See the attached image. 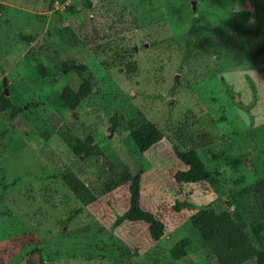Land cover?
<instances>
[{
	"label": "rangeland",
	"instance_id": "1",
	"mask_svg": "<svg viewBox=\"0 0 264 264\" xmlns=\"http://www.w3.org/2000/svg\"><path fill=\"white\" fill-rule=\"evenodd\" d=\"M87 2L0 0V91L26 107L13 123L0 111V259L151 264L148 251L168 254L189 238L190 252L176 264H214L190 223L195 209L175 204L197 209L264 177V73L255 70L243 35L255 27L253 0H92L94 13ZM97 29L106 37L98 39ZM71 34L76 45L65 39ZM65 62L85 64L94 85L74 112L61 98L77 83ZM139 112L165 134L143 153L128 124ZM67 126L96 136L115 162L141 173V203L166 225L161 240L144 223L114 226L129 205L128 184L88 206L64 184L59 171L69 154L60 131ZM189 149L220 172V186L176 180L185 169L176 150Z\"/></svg>",
	"mask_w": 264,
	"mask_h": 264
},
{
	"label": "trees",
	"instance_id": "2",
	"mask_svg": "<svg viewBox=\"0 0 264 264\" xmlns=\"http://www.w3.org/2000/svg\"><path fill=\"white\" fill-rule=\"evenodd\" d=\"M87 1V7L91 8L89 11L93 13L97 11L91 7L92 0ZM253 9L255 27L245 30L243 35L255 70L264 73V0H253ZM110 28L112 29V26ZM127 29L126 26L120 27L119 32ZM65 32L70 33V28L63 29L62 33ZM95 34L98 39L106 37L100 35L99 29ZM20 37L28 42L34 41L31 35L20 34ZM65 39L71 45H76V38L72 34ZM189 45L195 47L191 42ZM64 69L65 71L75 69L77 72L75 86L67 85L61 91L64 105L74 112L85 98L94 93V85L91 76L86 75L85 64L75 65L65 62ZM133 69H137L135 65ZM40 71L45 76L42 67ZM25 109V106H16L10 96L0 91V111L8 116L12 123L18 116L23 115ZM128 124L132 141L136 149L142 153L149 151L165 137L164 131L141 112L129 120ZM116 126L117 123L111 128L115 129ZM60 139L68 149L69 163L62 166L59 176L75 197L83 205L88 206L112 190L128 184L129 205L116 219L114 226L125 222L144 223L148 226L151 238L155 241L161 240L166 225L141 203V173L133 172L129 167L115 162L94 135L83 137L67 126L65 130L60 131ZM176 156L185 166V169L176 172L177 181L209 184L213 187L223 183L220 172L208 169L196 149L176 150ZM214 157L222 158L227 164L240 162L239 159L228 156L215 154ZM2 184L7 189L8 184L4 180ZM2 197L3 194H0V200ZM183 208L195 209L190 215V223L200 235L202 243L208 248L214 264H245L250 261L264 264V177L251 184L231 189L226 199H220L197 209L190 201H177L175 209L181 211ZM80 211L81 209H77L69 219L71 220L73 215H77ZM190 244L191 240L185 238L176 242L169 249L168 254H164L166 251L160 248L159 250L154 248L144 257L151 264H176L188 255L190 249L187 246ZM33 251L40 252L41 248L36 247ZM40 257L42 263L43 257ZM29 263L34 264L32 261ZM0 264L6 263L0 259Z\"/></svg>",
	"mask_w": 264,
	"mask_h": 264
},
{
	"label": "water",
	"instance_id": "3",
	"mask_svg": "<svg viewBox=\"0 0 264 264\" xmlns=\"http://www.w3.org/2000/svg\"><path fill=\"white\" fill-rule=\"evenodd\" d=\"M192 6H193V10L195 12L196 11V1H193L192 2ZM4 84H5V80H4Z\"/></svg>",
	"mask_w": 264,
	"mask_h": 264
}]
</instances>
